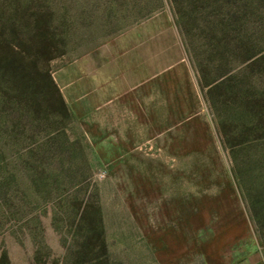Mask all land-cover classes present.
I'll return each mask as SVG.
<instances>
[{
	"label": "rangeland",
	"instance_id": "obj_1",
	"mask_svg": "<svg viewBox=\"0 0 264 264\" xmlns=\"http://www.w3.org/2000/svg\"><path fill=\"white\" fill-rule=\"evenodd\" d=\"M201 1L179 0L187 49L171 0H0V264H230L264 243V0ZM212 20L232 77L209 93Z\"/></svg>",
	"mask_w": 264,
	"mask_h": 264
},
{
	"label": "trees",
	"instance_id": "obj_2",
	"mask_svg": "<svg viewBox=\"0 0 264 264\" xmlns=\"http://www.w3.org/2000/svg\"><path fill=\"white\" fill-rule=\"evenodd\" d=\"M171 1L175 8L176 14H177V17H176L177 24L183 36L185 37L184 39H185V43L188 49V41L190 43V40H189L190 38L188 35L187 26L185 25L186 20H187L186 19L187 13L184 12L183 8L181 7L179 3V0H171ZM202 1H206L210 5L216 2L215 0H202ZM205 28H206V31L212 34L210 36L211 38L207 41V50L210 52L211 55L212 54L216 55V58H217L216 64L214 65V68H213L214 70L212 71V73L210 75H207L204 71V68L200 66L199 60H197V63H199L198 69H199V74H200V83L208 87L207 90L210 93L214 89L226 83L232 77L231 60L230 58L225 57V55L227 56V54L231 52L232 47L229 46L228 41H226V33H225V28L223 27V23L218 22L217 20H216V23H214V20H212L209 23H207ZM252 56L253 54L249 53L248 55H246L244 60H247ZM258 58L259 57H256L255 59H253L252 62L257 61ZM250 203H251V206H250L251 216L256 224L259 236L264 241V211L262 210V208L256 207V205H258V202H256L255 200L254 201L252 200Z\"/></svg>",
	"mask_w": 264,
	"mask_h": 264
},
{
	"label": "crops",
	"instance_id": "obj_3",
	"mask_svg": "<svg viewBox=\"0 0 264 264\" xmlns=\"http://www.w3.org/2000/svg\"><path fill=\"white\" fill-rule=\"evenodd\" d=\"M230 264H264V243L256 238L239 245V251Z\"/></svg>",
	"mask_w": 264,
	"mask_h": 264
}]
</instances>
